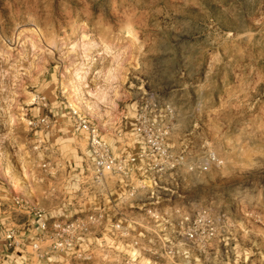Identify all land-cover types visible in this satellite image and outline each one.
Segmentation results:
<instances>
[{"label":"rangeland","instance_id":"374dc122","mask_svg":"<svg viewBox=\"0 0 264 264\" xmlns=\"http://www.w3.org/2000/svg\"><path fill=\"white\" fill-rule=\"evenodd\" d=\"M72 112L118 157L151 138L193 169L151 150L103 194L83 182ZM101 208L70 248L38 239L36 210L73 222ZM177 210L204 218L205 248L179 242ZM123 218L136 225L119 238ZM0 264H264V0H0Z\"/></svg>","mask_w":264,"mask_h":264},{"label":"built area","instance_id":"2783aa9c","mask_svg":"<svg viewBox=\"0 0 264 264\" xmlns=\"http://www.w3.org/2000/svg\"><path fill=\"white\" fill-rule=\"evenodd\" d=\"M152 106V105H151ZM154 106V105H153ZM149 105L145 106V108ZM143 109V110H144ZM71 126L74 133H78L86 139V149L88 164L84 166V169L80 172L81 176L84 178L83 182L88 184L91 188H99L100 192L106 194L107 181L112 177H119L121 179H128L131 175V165L142 157L147 156V153L154 151L156 155L163 159L164 168L166 170H176L186 166L188 171H192V164H188L183 160V156H173L170 154L163 146L152 142L151 138H146V143L148 145V151L146 153H138L127 159L118 157L113 154L106 143L105 139L101 136V130L99 127L86 116H83L77 112H72L70 116ZM145 115L139 112L136 117V132L142 133L141 127L145 122ZM215 161L214 154H209V156L202 161H197L196 166L198 169H206L207 166ZM41 169L44 172H50L52 168L49 169L47 163L41 164ZM162 168H160L161 170ZM134 188L131 187L129 191L130 195L133 194ZM27 206V202H21ZM148 216L150 215L153 219H158L156 211H147ZM179 214L178 210L176 211ZM119 216L121 213H118ZM34 217L37 220V233L40 242L47 245L46 250H63L73 246L74 241L77 238V234L88 233L92 227L98 226L104 220L103 208L98 212L91 213L86 216L83 220L77 218L73 222H61L56 220H46L44 214L41 210H36L33 212ZM200 214L196 212L194 216H186L179 214L177 220V230L174 231L175 236L178 238L179 242H184V246L202 249L205 248L208 242L214 237L212 229L205 225ZM119 221V219H118ZM116 221L113 224V230L119 238H125L132 236V231L129 228V224L136 225L132 219H122V223ZM208 223H210L208 221ZM156 236V231H153ZM133 245H138L137 241L133 240ZM165 246V243L162 244ZM144 250L150 251V248Z\"/></svg>","mask_w":264,"mask_h":264},{"label":"bare ground","instance_id":"6f19581e","mask_svg":"<svg viewBox=\"0 0 264 264\" xmlns=\"http://www.w3.org/2000/svg\"><path fill=\"white\" fill-rule=\"evenodd\" d=\"M76 31V30H75ZM75 31L74 32H72V34H71V37L72 38H74L75 37ZM37 34H38V32H37ZM40 34V33H39ZM38 34V35H39ZM41 35V34H40ZM41 38V37H40ZM16 39V38H15ZM17 41V40H16ZM15 41V42H16ZM49 43L51 44V45H55L54 43H55V41L54 40H51V41H49ZM105 46V45H104ZM107 47H106V49L104 50V54H105V56H111V55H117L118 54V49H117V47L116 46H108V45H106ZM103 53V52H102ZM79 80H80V78H78ZM68 84H70V87H71V91H72V93H73V95L74 96H78V94H79V89H78V86H77V84H76V86H75V82H73V81H71L70 80V82L68 83ZM74 98V97H73ZM27 101L29 102V104H31L32 103V101H33V95H28V98H27ZM80 103V101H78V98L77 97H75L74 98V100H73V103H71V105L70 106H72V107H78V104Z\"/></svg>","mask_w":264,"mask_h":264}]
</instances>
